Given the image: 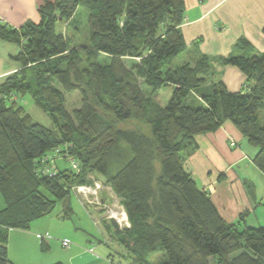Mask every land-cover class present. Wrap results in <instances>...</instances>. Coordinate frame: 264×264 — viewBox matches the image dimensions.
Segmentation results:
<instances>
[{
	"label": "trees",
	"instance_id": "trees-1",
	"mask_svg": "<svg viewBox=\"0 0 264 264\" xmlns=\"http://www.w3.org/2000/svg\"><path fill=\"white\" fill-rule=\"evenodd\" d=\"M81 5L90 11L89 40L72 45L57 25ZM36 6L38 22L16 27L0 19V39L20 46L12 56L19 68L0 81V264L11 263L9 229H29L97 180L127 214L129 227L116 233L132 241V264H264V226L228 222L186 166L195 136L229 121L258 149L254 163L264 172V51L243 38L235 54L221 59L246 77L233 91L215 78L210 56L188 49L185 0H36ZM183 52L188 60L174 66ZM164 86L173 91L162 104L154 94ZM75 91L81 103L70 111L65 94ZM28 94L54 126L28 112L20 102ZM57 157L77 167L61 169Z\"/></svg>",
	"mask_w": 264,
	"mask_h": 264
},
{
	"label": "crops",
	"instance_id": "crops-1",
	"mask_svg": "<svg viewBox=\"0 0 264 264\" xmlns=\"http://www.w3.org/2000/svg\"><path fill=\"white\" fill-rule=\"evenodd\" d=\"M185 8L181 29L188 49L197 48L210 56L214 60L215 78L222 79L228 89H242L246 83L244 73L236 66L223 65L221 59L235 54L243 38L255 52L264 51V0H185ZM0 19L16 27L27 21H40L36 0H0ZM19 50L17 43L0 39V81L19 68L12 58ZM195 143L186 166L199 187L209 192L220 214L231 223L264 226V172L254 163L258 149L252 148L229 121L215 131L197 134ZM102 199L108 201L104 194ZM67 206L64 216H59L62 221L73 220L75 211L72 208L67 213ZM82 209L90 218L89 225L71 221L74 231L62 233L61 240L41 239L32 229H9L10 264H132L113 254L110 245L113 241L103 232L104 228L109 229V223L103 218L104 225L99 222L102 211L84 202ZM242 213H247L243 220ZM51 222L60 226L59 219ZM86 222L84 219L83 223ZM46 223L36 222L41 229L50 227ZM94 228L101 238L95 236ZM64 239L70 240L69 247L62 245ZM44 244L48 249H43Z\"/></svg>",
	"mask_w": 264,
	"mask_h": 264
},
{
	"label": "rangeland",
	"instance_id": "rangeland-1",
	"mask_svg": "<svg viewBox=\"0 0 264 264\" xmlns=\"http://www.w3.org/2000/svg\"><path fill=\"white\" fill-rule=\"evenodd\" d=\"M89 13L90 11L88 10V8L81 5L78 7L74 15L68 21L64 20V21L58 22V25H57L58 30L62 31L69 38L70 43L72 45H80V44L85 45L86 43H88L89 34H90L89 26H88ZM188 58H189V54L186 52H183L173 60V65L178 66L184 63L186 60H188ZM107 60H108L107 56L105 55L101 56L102 62H106ZM131 61H132L131 59H125V62L128 65L131 64ZM141 87L147 93H149L150 88H148V86L144 82L141 83ZM172 91L173 89L171 86H164L154 94L155 95L154 98L156 100H159L162 104H165L167 100L170 98ZM65 98H66L67 107L70 111L73 110V108L75 107H79L81 103L80 94L77 91L69 92L65 94ZM20 102L27 108L28 112H30V114L34 117L36 121L46 126H54L51 116L48 114V112H46L41 106H39L35 102V100L30 94L22 97L20 99ZM259 116H260L261 122L264 123V109L260 110ZM251 147L257 149L256 147L252 145ZM56 164L61 169L71 167V160H65L62 157H57ZM98 182L101 184V188L99 189V192L108 197V201L105 204L106 210L107 209L113 210V212H115L118 216H120L121 212L124 211V207L121 204L120 198L116 195V193L112 190L110 186L103 185L101 181H98ZM83 202L84 201L81 195L77 193H72L69 197H66L62 201H59L56 204L54 210L50 214H47L37 219L36 221H33L29 229H32V231L34 230L37 236L41 239H43V237H46L49 240L51 238L56 237L57 239L60 238L61 240L63 239V237L61 236L62 233L65 235V231H74L73 229L74 226H72L71 221L81 223L85 226L89 225L88 222H90L89 221L90 218L89 219L87 218L88 216L84 213V210L82 209ZM68 203H70L71 207L75 211L73 218H72L73 220L69 219L66 221H62L63 219L59 218V216L60 217L64 216L65 207L67 206ZM3 205H4L3 197H2V194L0 193V208ZM104 213H105V210H102V213H100L101 216L98 215L100 217L99 222L101 225H104V222L102 221L103 220L102 218H104L109 223V229L104 228L103 232H104V236L107 239H109L110 241H113L110 244L113 247L112 248L113 254L118 255V257L121 259H126L130 263H134L133 249L128 248L126 245L120 242L119 233H116V232H119V230L115 229L112 221L108 220V218L104 216ZM56 219H59V223H60L59 227L56 226L57 225L56 222H51V221H56ZM84 219H86L87 221L86 224L83 223ZM37 221H39L40 223L39 225L47 221L45 225L50 226V227L47 229L46 228L41 229L40 227L37 226L36 224ZM91 222L93 223V219L91 220ZM125 222L127 221L122 220V222H119L120 226L125 227V224H126ZM94 227H96L95 224H94ZM93 230L95 231V233L93 231H91V233L92 234L94 233L96 237L101 238L100 232H98V229L94 228ZM158 262L159 261H155L154 263L153 262L152 263L159 264Z\"/></svg>",
	"mask_w": 264,
	"mask_h": 264
},
{
	"label": "built area",
	"instance_id": "built-area-1",
	"mask_svg": "<svg viewBox=\"0 0 264 264\" xmlns=\"http://www.w3.org/2000/svg\"><path fill=\"white\" fill-rule=\"evenodd\" d=\"M200 1H204V0H200ZM71 164L74 167H77V163H75L73 160L71 161ZM100 188H101V184L98 181H96L94 185L79 186L77 188V193L81 195L85 204H88L89 206L97 207V209H100L101 211L105 210L104 216H106L108 220H111L112 217H115L119 222H122V220L127 221L125 223L129 225L128 217L125 210L121 212L120 216H118L115 212H113V210H109V209L106 210L105 208L106 203L102 201V194L99 192ZM62 244L64 247H69L71 242L68 239H64L62 241Z\"/></svg>",
	"mask_w": 264,
	"mask_h": 264
},
{
	"label": "water",
	"instance_id": "water-1",
	"mask_svg": "<svg viewBox=\"0 0 264 264\" xmlns=\"http://www.w3.org/2000/svg\"><path fill=\"white\" fill-rule=\"evenodd\" d=\"M102 201H104V199H102ZM111 221L116 230H122L124 228L120 226L119 221L115 217H112ZM125 227H129V225H126ZM119 240L121 243L126 245L128 248L133 249V243L125 232L119 233Z\"/></svg>",
	"mask_w": 264,
	"mask_h": 264
},
{
	"label": "bare ground",
	"instance_id": "bare-ground-1",
	"mask_svg": "<svg viewBox=\"0 0 264 264\" xmlns=\"http://www.w3.org/2000/svg\"><path fill=\"white\" fill-rule=\"evenodd\" d=\"M124 221V220H123Z\"/></svg>",
	"mask_w": 264,
	"mask_h": 264
}]
</instances>
